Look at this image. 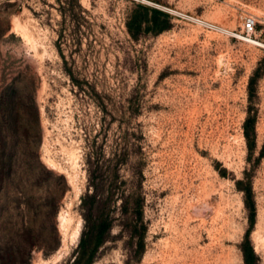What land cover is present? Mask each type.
Returning <instances> with one entry per match:
<instances>
[{
    "label": "rangeland",
    "instance_id": "obj_1",
    "mask_svg": "<svg viewBox=\"0 0 264 264\" xmlns=\"http://www.w3.org/2000/svg\"><path fill=\"white\" fill-rule=\"evenodd\" d=\"M0 264H264V0H0Z\"/></svg>",
    "mask_w": 264,
    "mask_h": 264
},
{
    "label": "built area",
    "instance_id": "obj_2",
    "mask_svg": "<svg viewBox=\"0 0 264 264\" xmlns=\"http://www.w3.org/2000/svg\"><path fill=\"white\" fill-rule=\"evenodd\" d=\"M192 21L205 26V27H209L212 29H217V30H223L222 27H220L218 24L210 22L206 19H203L199 16H195V15H187ZM242 28L243 30L246 32V34H248L250 36V34L254 31L255 28V22H254V18L251 15H248L245 17L243 23H242Z\"/></svg>",
    "mask_w": 264,
    "mask_h": 264
},
{
    "label": "bare ground",
    "instance_id": "obj_3",
    "mask_svg": "<svg viewBox=\"0 0 264 264\" xmlns=\"http://www.w3.org/2000/svg\"><path fill=\"white\" fill-rule=\"evenodd\" d=\"M65 218V217H64ZM63 219V218H62ZM79 229H80V226H78V228L76 229V231H75V235H78V233H79Z\"/></svg>",
    "mask_w": 264,
    "mask_h": 264
},
{
    "label": "trees",
    "instance_id": "obj_4",
    "mask_svg": "<svg viewBox=\"0 0 264 264\" xmlns=\"http://www.w3.org/2000/svg\"><path fill=\"white\" fill-rule=\"evenodd\" d=\"M95 195V194H94Z\"/></svg>",
    "mask_w": 264,
    "mask_h": 264
}]
</instances>
